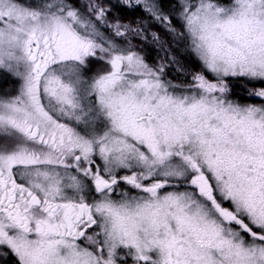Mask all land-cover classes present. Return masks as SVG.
Masks as SVG:
<instances>
[{"label":"snow or ice","instance_id":"snow-or-ice-1","mask_svg":"<svg viewBox=\"0 0 264 264\" xmlns=\"http://www.w3.org/2000/svg\"><path fill=\"white\" fill-rule=\"evenodd\" d=\"M0 264H264V0H0Z\"/></svg>","mask_w":264,"mask_h":264},{"label":"trees","instance_id":"trees-1","mask_svg":"<svg viewBox=\"0 0 264 264\" xmlns=\"http://www.w3.org/2000/svg\"><path fill=\"white\" fill-rule=\"evenodd\" d=\"M166 5H167V0H166ZM166 10H167V6H166ZM137 15H139V14L136 13V14H133V15L130 16L128 13L125 12V13L121 14V18H122L123 21L126 22V21L132 19L134 16H137ZM173 49L175 50L176 54L178 56H180L184 60V62L188 65V67L191 70H193V71L198 70V64L195 62L194 58L193 59H188L187 57L184 56V54H183V44H180V43L174 44L173 45ZM161 55H163V54L161 53ZM156 59H157L156 51L149 49L148 50V62L149 63H155ZM168 78L172 79L173 82L177 81V83L179 81H183L184 80L183 76H180V75H178L177 73H175L174 71H171V70L168 72ZM189 79H190V77H189ZM9 85H6V87H9ZM236 91L239 93L240 89L237 88Z\"/></svg>","mask_w":264,"mask_h":264},{"label":"rangeland","instance_id":"rangeland-1","mask_svg":"<svg viewBox=\"0 0 264 264\" xmlns=\"http://www.w3.org/2000/svg\"><path fill=\"white\" fill-rule=\"evenodd\" d=\"M135 17H136V16H134V17L132 18V20H134ZM149 49L154 50L153 48H149ZM149 49H148V50H149ZM150 53H151V52H150ZM180 82H182V81H179L178 83H180ZM175 83H177V81H176ZM11 86H12V85H9V87H11Z\"/></svg>","mask_w":264,"mask_h":264}]
</instances>
